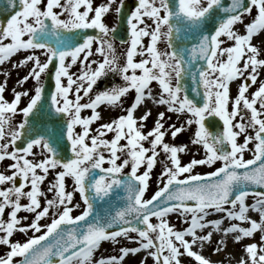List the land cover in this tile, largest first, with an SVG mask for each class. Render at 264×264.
Segmentation results:
<instances>
[{
    "label": "snow or ice",
    "instance_id": "snow-or-ice-1",
    "mask_svg": "<svg viewBox=\"0 0 264 264\" xmlns=\"http://www.w3.org/2000/svg\"><path fill=\"white\" fill-rule=\"evenodd\" d=\"M253 8L254 17L245 23L244 17L251 15ZM110 11L118 17L124 15V0L99 4L94 0H0V13L7 12L6 22H0V65L26 51L27 55L12 64L13 68L31 64L17 85L22 88L30 78L35 81L31 95L28 90L14 88L11 100L4 95L9 73L3 72L5 79L0 81V161H12L7 165L9 171H0V245L8 249L0 254V264H122L128 255L141 251L151 256L154 264H183L184 255L195 264H213L196 250L197 245L202 249L211 243L213 231L235 234L236 242L260 231V243L244 245L245 255L237 264H264V191L250 190L253 185L264 186V80L249 93L264 69V40L259 46L252 42L264 32V0H230L227 4L224 0H136L125 16L128 40L122 41L126 44L122 64L114 43L119 25L110 27L103 19ZM214 12L220 16L218 24L205 31L202 22L212 19ZM237 23L243 24V33L235 30ZM191 31L201 33L197 43H187ZM51 37H56L55 44ZM221 37L232 43L224 46ZM161 41L166 44L164 50L159 47ZM94 55L99 59L92 60ZM199 60L206 61V66L193 64ZM77 63V72H70ZM52 64L54 90L44 97L41 77ZM193 69L198 71L197 83L205 89L202 104L186 92L182 95L181 77L192 72L195 80L197 71ZM109 72L119 75L122 83L93 95L98 80ZM236 80L240 82L232 96L230 85ZM153 82L159 89L155 95ZM130 91L134 97L124 114L93 130L91 125L101 119L98 106L120 105ZM23 97H28L27 103L19 107ZM147 99L166 106L168 112L189 115L179 126L165 128V112H158L145 132L151 109L139 117L135 112ZM47 100L49 109L66 119L62 125L58 119L52 129L45 126L33 131L30 114L43 112ZM84 110L90 114L82 115ZM17 112L25 119L13 127ZM210 117L222 120L221 131L209 130L205 121ZM193 124L196 129L190 143L201 146L204 155L182 163L180 154L189 151L188 145L170 144L164 138L166 134L175 138ZM108 133H112L110 139ZM65 135L72 153L67 160L58 153V148L65 146L61 143ZM21 140L24 146L18 147ZM37 147L44 152L40 159L35 158ZM161 151L166 161L160 173L163 186L145 198ZM245 151L252 152V157L245 159ZM216 161L222 164L213 171L194 172L197 166ZM126 166L130 171L120 179ZM141 166L143 171L138 173ZM97 169L101 175L95 174ZM50 170L54 172L47 188L53 193L51 198L41 189ZM69 176L72 191L66 189ZM118 187L125 190V205L114 214L93 217L95 200L110 198ZM74 192L84 204L75 216L73 208L80 205L72 203ZM249 196L253 197L251 204L246 202ZM22 198L27 203H21ZM21 210L33 214L30 223H23L27 217L18 215ZM250 211L257 212L259 220L253 219ZM220 213L223 216L207 219ZM50 214V223L41 224V218ZM169 214H178L186 226L177 229L170 224ZM224 219L230 222L227 227H222ZM17 231L33 234L23 242L12 240ZM119 238L136 246L121 247L118 256L94 258L102 242L115 243ZM222 247H226L223 239L217 241L214 251ZM17 256L21 259L15 260Z\"/></svg>",
    "mask_w": 264,
    "mask_h": 264
},
{
    "label": "rangeland",
    "instance_id": "rangeland-1",
    "mask_svg": "<svg viewBox=\"0 0 264 264\" xmlns=\"http://www.w3.org/2000/svg\"><path fill=\"white\" fill-rule=\"evenodd\" d=\"M101 2H102V0H94V4H99ZM255 12H256V10H255V8H253L252 14L246 15L244 17V22L245 23L250 22V20L254 17ZM234 27H235V30L240 32V33H243L245 31L243 24L237 23ZM221 39H224V41H225L224 46H228L229 44L232 43L231 41H228L225 37H221ZM261 41L260 40L254 41V44L259 46L261 44ZM159 47L161 50H164L166 47L165 42L161 41L159 44ZM125 51H126V46H123V47L116 46V54L118 57H120V63L121 64L123 61V53H125ZM27 54L28 53L26 51L22 50L16 54H14L10 58L9 61H6L3 65H0V81H3L5 79V77L3 76V72L9 73V76L7 77V90L4 93L5 98L8 100L12 99V96H13L12 89H14V88L18 91L28 90L29 94L30 95L32 94V90L35 86V81L32 80L31 78L27 82L24 83L22 88L17 85V81L22 76L27 74V72L29 71V69L31 67V64H28L27 66H24V67H19V66L16 68L12 67V64L14 62H18ZM261 56L264 57V47L261 48ZM43 59H44V56L41 55V60H43ZM91 59L95 61V60H98L99 57L97 55H94L91 57ZM136 59H140V57H136ZM79 67H80V65H79V63H77L76 65H74L70 69V72L76 73ZM93 67H95V64L93 65ZM43 75L44 74H42L41 82L43 79ZM113 75L117 76L118 79L121 80L119 75L109 72L106 76H104L98 80V83L94 87V91L92 94L94 95L95 92L105 89V87H103V84L107 83L108 77L113 76ZM260 80H264V69L260 70V76L258 78L257 83L250 86L249 93H251L252 91L255 90V88L258 86ZM239 82H240L239 80H236V81L231 83L232 88H230V89H231V95L232 96L236 95L237 85L239 84ZM121 83H122V81H121ZM173 84H175V83H173ZM152 91H153L154 95L159 91L158 85L156 84V82H153V84H152ZM133 93H134V91H130L129 94L123 98V103L120 105L110 106L106 103L99 105L98 111L100 112L101 119L98 121H95L91 125L92 129L94 130L99 124L108 122L112 119H115L117 116L124 114V109L127 108L133 100V97H134ZM27 100H28V97H23L19 107H24L27 103ZM86 100H87V98H85L83 102H86ZM147 101L152 102V104L155 106V108L153 111H151V116L146 121L145 128H144L145 132L148 131L153 126V122L157 118L158 112H161V111L165 112V120L163 121L165 128H167L168 125H170V124H175V125L179 126V124L182 123L187 118V116L189 115L187 113L177 114L175 112H168L166 110V106L156 105L154 103V101L151 99L145 100L144 103H146ZM141 112H142V109H141ZM89 114H90V110H84L82 112V115H89ZM21 117H22V114L19 112H17L14 115V117L11 121L13 127H15L21 121ZM237 119H239V117H237ZM195 129H196V125L193 124L191 126L186 127V129L183 132H181L180 134H178L177 137H175V138H173L170 134H166V136L164 138L165 142L170 143V144H176V145L187 144L188 145L189 151L186 153L180 154L182 163H187L193 157L199 159V158L203 157V155H204V149L201 146L192 145L190 143V140L193 136V133L195 132ZM76 130L80 131V128L77 127ZM249 131L251 132L252 130L249 129ZM111 136H112V133L107 134V138L110 139ZM239 139L242 141L243 137L241 136ZM121 143H123V141H121ZM145 146H148V145L145 144ZM252 146L253 145L250 143L249 147L251 148ZM34 152L36 154V157H35L36 159H40L44 155V152H42L40 154L38 152L37 148H34ZM251 157H252V152H250V151L244 152V158L245 159H248ZM165 162L166 161L164 159V154L161 151L160 156L158 157V162L152 170L150 180H149V186L145 192V198H150L157 191V189L159 187L163 186L162 181H161V177H160V173L162 171V167H163ZM10 163H12V161L7 160V159L4 161H0V164L2 165V168H3V170H5V172L9 171L7 169V165ZM221 164H222L221 161H216L214 163V165H200L194 169V172L200 173L201 175H203L207 172L213 171L215 169V167H219V166H221ZM103 166L108 167L107 163H105ZM59 170L60 169H57V171H59ZM129 171H130V167L126 166L125 169L123 170L122 174L128 173ZM142 171H143V166H141V168L138 169V173L142 172ZM53 179H54V172H52L50 170L49 175L47 176L46 180L41 185L42 191H44L49 198H51L53 193H48L47 188L49 187V182L53 181ZM65 184H66V189L68 191L73 190L74 185H73L72 177H70V176L66 177L65 178ZM25 191H27V188L25 189ZM40 199H41V206H43L44 197H41ZM246 202L251 204L253 202V197L249 196L246 199ZM21 203H27V200L22 198ZM72 203L73 204L78 203L80 205L78 208H73L72 215L73 216L79 215L83 211L84 204H83V201L81 200L78 192H74V197H73ZM7 211L8 210L6 209L5 214H4L5 219H7ZM248 214L253 219L259 220V215L257 212L250 211ZM18 215L21 217H24V216L27 217V220H24L23 223H30L32 218H33L32 213H29V212H26L23 210H21L18 213ZM220 216H223V214L220 213V214H216V215H210L209 217H207V219H216V218H219ZM51 218H52L51 214L47 217H43V218H41L40 223L41 224L50 223ZM168 220H169L170 224L174 225L177 229H182L183 227L186 226L184 219L179 217L178 214H169ZM152 222H154V223L156 222L155 218H153ZM232 222H237V221H232ZM229 223L230 222L227 219H224L222 227H227L229 225ZM242 226L247 227L249 225L247 223H243ZM208 230H210V229H205L203 231H208ZM43 231H44V229H41V232H43ZM32 234L33 233L31 231H29L27 233H21V232L17 231L14 233V235L11 237V239L12 240H19V241L23 242L28 237H30ZM36 234L39 235L40 233H36ZM130 234L133 236L136 235L135 233H130ZM234 235L235 234L230 233V234L225 236L222 231L221 232L213 231L211 243H205V245L202 249L199 247V245H197L196 250L201 251V253L206 258L210 259L213 262V264H237V261H239V259L245 255V253L243 251L244 245H246L247 243H250V242L260 243L261 232L257 231L256 233H254L253 237L245 238V239L241 240L240 242H236L234 240V238H233ZM221 239L224 240L226 247H222V250H220L218 252L214 251V248L217 247V241H219ZM124 246L134 247L136 245L133 242H131L127 239H124V238H119L118 241L115 243H113L111 241H105V242L101 243L99 250L94 253V258H99L101 256L108 257V256H112V255L118 256L120 254L119 249L121 247H124ZM7 250L8 249L5 246L0 245V254L5 253ZM14 259L19 260L20 257L17 256ZM142 259L144 260V264H154L153 258L151 256H146V253L144 251H141L135 255H128L124 259L122 264H140ZM181 259L183 261V264H195V261L186 255L182 256Z\"/></svg>",
    "mask_w": 264,
    "mask_h": 264
},
{
    "label": "water",
    "instance_id": "water-1",
    "mask_svg": "<svg viewBox=\"0 0 264 264\" xmlns=\"http://www.w3.org/2000/svg\"><path fill=\"white\" fill-rule=\"evenodd\" d=\"M230 0H224V3L227 4L229 3ZM6 8V5H5ZM125 15H126V5L124 6V15L120 16V26L119 30L115 33V38H117L120 41H124L126 39V24H125ZM212 19H210L208 22H202L201 27L205 31H212L214 30V27L218 24V21L220 19V16L214 12L212 14ZM7 18V12L5 13H0V21L1 22H6ZM201 33L199 31H191L187 34V43H197L198 42V36ZM120 37H119V36ZM56 37H51L50 42L55 44ZM187 59V57H186ZM193 64H199L201 68L203 66H206V61L204 60H199V61H193ZM54 71H55V65L52 64L49 66V69L47 70L43 84L45 85L44 88V97H48L49 93L54 90V79L52 78L54 76ZM193 71H197L196 69H193ZM199 79L198 77V71H197V77L194 80L192 72H188L186 74H183L181 77V87H182V92L187 93L190 99H193L197 104H202L204 100V91H203V84L197 83V80ZM193 88H196L198 91L193 92ZM50 103V100L45 101L44 104V111L40 112L38 110H34L33 114H30L29 118V125L32 126V130L35 131L36 129H43L45 126L48 129H52L56 127V121L59 119L60 124H63L64 119L66 117H61L60 114L55 113L54 110L49 109L48 104ZM25 118L23 117V120ZM206 126L209 128L210 131L212 132H218L222 128V121L218 119L217 117H210L206 118ZM27 135V133H25ZM59 135V133H57ZM66 135L61 137V143L64 144L65 146L59 147L58 148V153H59V158L67 160L72 158V153L70 149V145H67L66 143ZM18 147L24 146V140L18 141L17 142ZM96 175H101L102 173L100 172L99 169L95 170ZM124 175H120V179H124ZM252 191H264V186L261 185H253L251 186ZM126 203V193L123 187H118L114 188L113 192L110 196V198H105L104 201L101 200H95L93 204V212L91 215L94 217L99 213L101 216H105L108 214H114L115 211L123 207ZM112 230H116L115 227L112 228Z\"/></svg>",
    "mask_w": 264,
    "mask_h": 264
},
{
    "label": "flooded vegetation",
    "instance_id": "flooded-vegetation-1",
    "mask_svg": "<svg viewBox=\"0 0 264 264\" xmlns=\"http://www.w3.org/2000/svg\"><path fill=\"white\" fill-rule=\"evenodd\" d=\"M124 1H126V0H124ZM113 7H115V5H114ZM131 10H132V9H131ZM131 10H130V11H131ZM130 11H129V12H130ZM103 19H104V22H105L106 24H108L110 27H111L112 25H117V24H118L117 14H116L114 11H110L108 14H106V16H105ZM114 43H115L116 45L120 46V44L117 43L115 40H114ZM125 45H126V44H125ZM122 63H123V61H122ZM120 83H121V80H119L117 76L113 75V76H109V77H108V82H107V83H104V84H103V87L106 88V87H109V86H111V85H113V84H120ZM37 150H38V152H39L40 154L43 152V150H42L41 148H39V147H37ZM0 171H5V170H3L1 164H0Z\"/></svg>",
    "mask_w": 264,
    "mask_h": 264
},
{
    "label": "bare ground",
    "instance_id": "bare-ground-1",
    "mask_svg": "<svg viewBox=\"0 0 264 264\" xmlns=\"http://www.w3.org/2000/svg\"><path fill=\"white\" fill-rule=\"evenodd\" d=\"M261 41V40H264V32H262L260 35L258 36H255L254 39H253V43L254 41ZM230 88H232V85H230ZM155 108V106L152 104V102H149L147 101L146 103H143L140 107H138V109L136 110L135 112V115L137 117H139L140 115L143 114V112L146 110V109H151V111H153ZM141 109H142V112H141Z\"/></svg>",
    "mask_w": 264,
    "mask_h": 264
}]
</instances>
